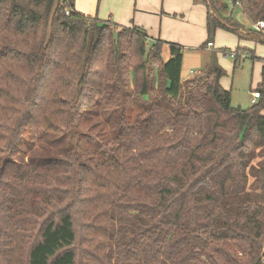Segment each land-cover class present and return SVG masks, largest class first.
Instances as JSON below:
<instances>
[{
  "label": "trees",
  "instance_id": "trees-1",
  "mask_svg": "<svg viewBox=\"0 0 264 264\" xmlns=\"http://www.w3.org/2000/svg\"><path fill=\"white\" fill-rule=\"evenodd\" d=\"M201 1L208 38L238 34L228 3L264 22V0ZM107 25L72 0H0V264L19 243L23 264H77L82 247L88 264H260L264 84L233 107L213 55L183 82L180 46ZM90 115L110 139L81 132Z\"/></svg>",
  "mask_w": 264,
  "mask_h": 264
},
{
  "label": "rangeland",
  "instance_id": "rangeland-1",
  "mask_svg": "<svg viewBox=\"0 0 264 264\" xmlns=\"http://www.w3.org/2000/svg\"><path fill=\"white\" fill-rule=\"evenodd\" d=\"M72 1L75 8L81 6V8L86 9L83 11L78 10L80 13L96 17L100 22H107V26L114 33L121 32L122 28L110 24H117L118 22H112L111 18L108 20V16L98 13L100 2L103 4V0ZM119 1L123 6L127 3V0ZM105 2L106 0H104V4ZM129 3L130 18L127 20V27H139L144 30L148 37L147 48L155 39L180 46L183 82L186 79L203 77L205 74L204 69L213 55L217 64L223 70L224 75L220 80V85L224 90L230 92L231 105L247 109L254 105L251 103L252 100L256 102L255 104L259 102L258 85L264 84V34L262 31L255 29V23L242 16L238 6L233 7L228 3L227 13L224 14L227 20L230 19L231 24H234V21L241 24L238 23L240 27L238 34L232 31L216 30L214 36L208 38L206 28L207 9L201 0H129ZM107 4L109 5V1ZM75 11L77 10L75 9ZM208 40L212 41V46H214L211 48L212 50L205 47ZM219 51L234 52L237 57L234 60L228 57L223 58L218 54ZM151 67L158 70L155 62L151 64ZM190 71L193 73L190 74ZM157 86L158 81H155L154 88L156 89ZM131 87L133 86L131 85ZM89 110L94 111L95 109L90 107ZM137 113L138 109L134 106L129 108L127 112L128 120L133 121ZM81 124L83 125L81 132L100 136L106 140L111 138V128L101 116L90 115L88 118H84ZM81 135H67L71 138H64L55 150L64 151L67 148L77 147ZM21 146L23 152L17 153L16 157L18 158L13 160L27 163L30 153L28 154L29 151L26 152L28 149L25 142H22ZM80 147L82 146L80 145ZM51 150L53 151L52 146ZM87 153L90 156H95L91 148L88 149ZM28 240L24 239V243L21 244L22 247L25 248L30 241ZM19 245L20 243L17 245L18 249L15 252V264H23L24 257L21 253L23 249L21 250ZM85 250L89 251L88 248H81V255L78 256L77 264H88V256L84 253ZM103 255L106 257L104 264H113L112 261H109L108 254L104 252ZM91 261L92 264H96L94 259Z\"/></svg>",
  "mask_w": 264,
  "mask_h": 264
},
{
  "label": "crops",
  "instance_id": "crops-1",
  "mask_svg": "<svg viewBox=\"0 0 264 264\" xmlns=\"http://www.w3.org/2000/svg\"><path fill=\"white\" fill-rule=\"evenodd\" d=\"M108 1H109V5L107 4ZM129 4H130L129 0H127V3L125 6H123L119 0H106L105 4H104V0H103V4L100 2V6H99L100 8H99L98 13L100 12L101 15L104 14V15L108 16L107 17L108 20H109V18H111L112 22L120 23V24L117 23V25L120 28H122V27L123 28H130V27H127V24H128L127 20H129V18H130V5ZM74 8H75V6H74ZM75 9L77 11L78 10H80V11L86 10V9L81 8V6L76 7ZM124 10H125V12H124ZM80 11H78V12L80 13ZM81 14L85 15V13H82V12H81ZM86 16H89V15L87 14ZM102 18H104V17H102ZM123 22H125V24H123ZM189 73H191V71ZM181 79H182V77H181ZM251 103H252V101H251ZM255 103L256 102L254 101V103H252V104H255Z\"/></svg>",
  "mask_w": 264,
  "mask_h": 264
},
{
  "label": "built area",
  "instance_id": "built-area-1",
  "mask_svg": "<svg viewBox=\"0 0 264 264\" xmlns=\"http://www.w3.org/2000/svg\"><path fill=\"white\" fill-rule=\"evenodd\" d=\"M66 14H68V11L65 12ZM256 26H255V29L258 30V31H262L263 34H264V22H258V23H255ZM212 44L211 43H208L206 45V48H212ZM212 50V49H211ZM219 55H221L223 58H230L232 60H234L236 57H237V54L234 53V52H226V51H219L218 52ZM193 72H191L190 74H192ZM252 103H254V100H252ZM260 264H264V260L261 261Z\"/></svg>",
  "mask_w": 264,
  "mask_h": 264
}]
</instances>
